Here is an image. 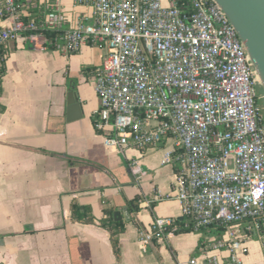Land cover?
<instances>
[{
  "label": "built area",
  "instance_id": "built-area-1",
  "mask_svg": "<svg viewBox=\"0 0 264 264\" xmlns=\"http://www.w3.org/2000/svg\"><path fill=\"white\" fill-rule=\"evenodd\" d=\"M94 8V20L63 30L57 2L41 19L26 17L34 1L0 0V68L9 41L75 52L86 43L105 46L92 82L99 99L94 127L111 149L145 148L172 140L163 163L177 162V199L200 229L225 225L226 248L207 264H244L240 228L252 234L264 219V120L257 103V75L243 41L215 0H75ZM60 33L51 40L42 30ZM156 217L143 244L175 228ZM195 264V259L190 261Z\"/></svg>",
  "mask_w": 264,
  "mask_h": 264
},
{
  "label": "crops",
  "instance_id": "crops-1",
  "mask_svg": "<svg viewBox=\"0 0 264 264\" xmlns=\"http://www.w3.org/2000/svg\"><path fill=\"white\" fill-rule=\"evenodd\" d=\"M34 1L26 17L41 19L43 5L57 2L63 30L79 20L92 22L94 8L75 0ZM6 18L1 26L11 24ZM106 53L101 44L78 51L34 48L14 39L4 50L0 94V264H207L229 251L209 244L226 236L227 227L211 225L176 231L191 220L177 199V162L163 163L172 140L145 148L116 150L103 144L94 127L99 99L92 82ZM77 97L68 104V92ZM135 200V203H133ZM89 210L92 222L74 221L71 205ZM122 214L120 256L100 225L103 210ZM124 208L129 220L125 221ZM156 217L178 221L161 240L143 244ZM115 221V220H114ZM240 228L244 264H264V223L252 234ZM263 229V230H262Z\"/></svg>",
  "mask_w": 264,
  "mask_h": 264
},
{
  "label": "water",
  "instance_id": "water-1",
  "mask_svg": "<svg viewBox=\"0 0 264 264\" xmlns=\"http://www.w3.org/2000/svg\"><path fill=\"white\" fill-rule=\"evenodd\" d=\"M228 16L243 41L256 72L258 83L264 91V0H215ZM68 104L77 102L70 90ZM125 221L129 220L127 208L123 210ZM115 221L122 220L120 211L113 214Z\"/></svg>",
  "mask_w": 264,
  "mask_h": 264
},
{
  "label": "trees",
  "instance_id": "trees-1",
  "mask_svg": "<svg viewBox=\"0 0 264 264\" xmlns=\"http://www.w3.org/2000/svg\"><path fill=\"white\" fill-rule=\"evenodd\" d=\"M22 1V0H20ZM42 32L48 36L51 40H56L60 33L58 31H53V30H48V29H43ZM53 47V46H50ZM4 60L3 58L2 63H1V68H0V94H1V78L4 73ZM258 89L262 90L261 86L259 83L256 84V92H257V103L262 106L264 105V98L261 97L262 94L258 93ZM262 114L264 116V108H262ZM181 173L180 166L178 165L177 168V174ZM133 203H135V200H133ZM112 209L111 208H105L103 210V216L100 219V225L106 229L109 234H110V241L112 245V249L114 252V255L118 258L120 256V242H119V235L124 231V224L123 222H118L114 221L112 217ZM89 210H85L84 213H81L80 207L77 204H72L71 205V216L74 221H80V222H92L93 217L91 214L88 213ZM179 223L178 221H175V225ZM264 223V219L260 220L259 228L261 229V224ZM174 225V226H175ZM220 229H225V225H220ZM194 224L193 221L190 220V222L183 228H177L176 231H189L194 229ZM258 228V229H259ZM172 228L168 229L171 230ZM263 230V229H262Z\"/></svg>",
  "mask_w": 264,
  "mask_h": 264
},
{
  "label": "rangeland",
  "instance_id": "rangeland-1",
  "mask_svg": "<svg viewBox=\"0 0 264 264\" xmlns=\"http://www.w3.org/2000/svg\"><path fill=\"white\" fill-rule=\"evenodd\" d=\"M258 82V81H257ZM258 93L259 94H262V93H264V91H263V89L262 90H259L258 89ZM261 97H263L264 98V94L263 95H261ZM261 108H264V105H262V106H260ZM263 115V114H262Z\"/></svg>",
  "mask_w": 264,
  "mask_h": 264
},
{
  "label": "bare ground",
  "instance_id": "bare-ground-1",
  "mask_svg": "<svg viewBox=\"0 0 264 264\" xmlns=\"http://www.w3.org/2000/svg\"><path fill=\"white\" fill-rule=\"evenodd\" d=\"M257 80L259 81V78H257Z\"/></svg>",
  "mask_w": 264,
  "mask_h": 264
},
{
  "label": "flooded vegetation",
  "instance_id": "flooded-vegetation-1",
  "mask_svg": "<svg viewBox=\"0 0 264 264\" xmlns=\"http://www.w3.org/2000/svg\"><path fill=\"white\" fill-rule=\"evenodd\" d=\"M263 120H264V116H263Z\"/></svg>",
  "mask_w": 264,
  "mask_h": 264
}]
</instances>
